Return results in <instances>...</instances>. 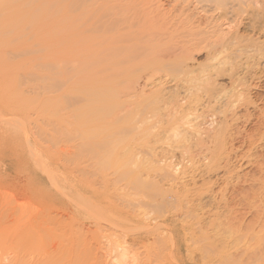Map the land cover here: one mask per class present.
<instances>
[{"label":"bare ground","instance_id":"bare-ground-1","mask_svg":"<svg viewBox=\"0 0 264 264\" xmlns=\"http://www.w3.org/2000/svg\"><path fill=\"white\" fill-rule=\"evenodd\" d=\"M6 37H9L11 40H8ZM1 44H5L8 47L25 46V48H27V52L29 51L30 54L43 53L40 57L41 61L45 63H54V65H58V67H60V79H58L59 77H56L57 80L55 79V83L58 81L57 86L60 84L58 89H62V93H59L60 95L57 97L59 100H62L63 103L61 107V111H63L61 125L62 129H65L66 131H63V133L66 135L64 138L66 139H64L65 144L62 146L64 148H60V151L64 158H69L68 161L70 158H74L76 160L80 159L79 162H82L83 159L85 163L87 161L92 162L91 164H93V166L97 162H99L97 163L98 165L104 160L105 163L112 160L115 161L120 168L125 167L127 162L130 160L131 162H136V170H125L124 172L120 173L119 176H125V179L130 177L129 180L131 183L129 181L127 183L126 180H124L126 182L125 187H130V190H134L135 196H139L140 192L145 193V197L142 194V197L140 196L134 199L132 197L125 198L126 194H124L120 197L122 200V207L117 206V203L114 202L112 198L109 199L107 192L100 191L101 187L99 185H101L103 181L101 183L97 181L100 180L99 178L93 180L94 176H97L93 172V177L88 176L91 174L90 170L92 168L90 167L91 165L89 166L90 163H86L88 168H81V166L85 163H80L81 166L79 168L78 166L80 164H78L79 162L76 161L78 164V170L76 168L74 172H78V174L75 176V178L71 177L68 174L69 172L67 173L65 171H61V174H58V171L53 166H51L50 162L48 163L47 153L45 156L44 151L41 149H33V151L31 150L32 148L30 149L28 147L31 150L30 151L28 149L29 152L32 154H28L27 150H23L22 148L18 149V146L20 145V138L1 131L3 130V127L1 126L2 124H6L8 122V117L7 120L6 117L4 118L6 120L5 123L3 122L5 120L1 121L0 119V149L4 153L0 159V178L2 184L8 189V192L0 193V204L2 206H0V242L1 239L2 241L5 240V242H2L3 244L1 243L3 247L0 245V250H3V253L1 251V255L3 254L2 257H4L5 251L9 252L11 250L14 252V254L17 253L19 255L17 256L15 254L17 257L16 259L14 257V260L11 262L12 264H113L116 260L115 258L117 257V255L113 257V252L115 250L117 253H114H120V255L121 252L124 251L123 253H125L126 259L125 257L122 258L127 260L126 254L130 253L128 252L129 248L135 249V247H138L139 249L148 248V250L151 248L150 251L153 250V252L156 253L155 257H158V255H161V253H168V255H171L174 259L173 263L179 264L180 260L178 258H186L185 251H188L186 244L182 243L184 237L183 230L179 228L178 220L174 219V217H180L179 215L181 214H170L164 217V219L163 215L161 214L159 218H152L150 220L149 213L151 210H153V208H158L156 211L158 210L157 212H161V208L165 207V205L175 204L179 201L180 195L182 194H185V198H188V196L199 187H197L198 183L194 180L195 177H172V179L168 178V183H171L169 184L168 188H164L165 186H159L158 183L150 181L148 178H158L163 176L164 178L162 179H166L169 176V172H167L163 167L159 168L156 167L155 164L151 165V162L149 163L150 165L146 164L147 161L145 164L142 163L143 160H146L148 157H150L149 155L151 153L147 155L146 159L141 158L143 160L139 164L141 160L140 154L141 157H143L144 154H147L142 151L143 148L141 149L138 146V148L141 149L138 151H142L144 154L141 152L139 154L138 151H136V153L134 149H131L130 146L127 148L126 144L121 150H118L117 147L119 143L116 145L113 139L115 133H113V136L112 133H107L110 128H114L115 126H111L109 128L110 125L107 126V124H105L106 127L97 128L93 126V122L95 120H103L104 118L107 119V116L114 113L116 114L120 108H124L125 111L126 106L123 105V102L120 100L124 97H131L133 94L135 96L136 94L138 95L143 93V91L138 90V87L150 73H148L149 70H159L160 68L164 69L168 74H172L171 77H173L175 81L184 82L186 78H189L190 74L192 75L189 67H187L188 63H195L196 56H201V53L205 52L207 61L219 63V66H222L225 63L231 65L230 71H232L234 79H232V89L229 92L231 93V91H233L231 93V97H229V94L226 93L228 94L229 99L225 100L224 105L226 106V109L225 111L223 110L224 112H222L224 121L222 120L220 123L217 122L215 125L214 120L207 121L208 115L205 117L203 114H195L199 110H197V107L200 104L203 106L202 103L206 102V99L209 101L213 97V99H215V97H221V92L218 93L212 87L213 76L210 73L207 74L209 71L206 73L202 72L203 75L205 74V76H195L190 78V81L186 82L188 83V86L183 87L185 88V92L183 91L184 95L182 93L183 96L179 93H176L175 96L173 94V106L172 109L168 111L169 114L167 115H169V118L166 119L170 122L171 119L175 118L172 120V123L169 124L170 126H168V128L171 127V131H176L175 139H179L182 136L185 138V140L188 139L186 142L189 143V146L187 145L189 148L198 147L197 150L195 149L196 153L194 154H198L199 156L208 160V163L205 165L206 173L212 174L213 171H217L214 166L220 160L223 147L226 146L229 141L234 142L237 140L238 136L242 134L239 131H236L239 128L238 123L240 121L244 120L246 123L251 124L252 120L255 118L256 121L252 123L254 126L252 127L253 129L250 128V132H261L264 129V98L262 100L263 107L259 109V105L257 106L256 103L251 100V98L248 99L244 95L246 91L250 90L251 92L252 89L247 87V82L249 79L248 77H251V75L253 76V74L255 77L258 74L260 75V73L256 72L258 69L255 68V65L261 63V61H264V0H0V45ZM34 58L35 59H32L36 61L37 58ZM59 63H63V65ZM42 67L39 66V68ZM219 69L220 68L217 67L215 71H219ZM242 70H246V72L243 73ZM238 74H242L243 77L239 75L235 78V76ZM34 75L31 76L33 77ZM259 75L258 80L260 81L256 83V89L262 87V77ZM36 77L39 76L37 75ZM23 80L25 81V79ZM194 83H196V85ZM189 84H193V86H189ZM53 87L55 88V85ZM238 87H242V91H236ZM39 88H41V86ZM39 90L40 89L36 91L35 89V92H39ZM5 93L0 90V97H5ZM222 93L224 94V92ZM226 94H224V96H226ZM256 94L258 95V93ZM36 97L39 99L38 96ZM220 101H222V99ZM153 103H155V101H151L148 104L142 106L139 105L142 107V111L139 110L138 117L133 119L130 118L133 120L132 127L137 128L136 130L139 128L138 126L136 127V124H144L142 135H148V133H150V130L148 132V129H151V127L147 128L145 122L148 120V116H150L148 113H151V110L153 109V107H151ZM211 103L212 101L210 104ZM221 104L222 103H220V105ZM224 105L222 104L223 107ZM128 106L130 105L128 104ZM139 106L137 107L140 108ZM222 106L220 109H222ZM242 106L247 108L244 109L247 111L243 116L240 115L239 117L237 114L239 110L237 108L241 107L242 109ZM250 106H252L254 110L259 109V115H256V117L255 115H252V113L249 111ZM157 108H154L153 111L158 110ZM135 110H137V108H135ZM215 110H218V108ZM59 111L60 110H58L57 113ZM215 112L216 111H212L211 113L212 119L214 116H216ZM219 112L217 111L218 115H220ZM122 114L123 113L120 115ZM128 114L130 115V112ZM120 115L116 114L117 117ZM153 115L156 116V114ZM167 115H164V117ZM192 116H194L195 120L202 118L204 123H200V125L198 124V127L200 128L189 133L188 129L186 130L187 126L189 128L197 127L192 125ZM1 117L2 114L0 118ZM129 117L124 119H129ZM151 117L152 115L150 118ZM47 119L46 121H48ZM109 119L108 121L110 122L112 118L110 120ZM120 120V118L119 120H114L113 123H117L118 125L121 122ZM81 122H84V126L92 124V128H90L92 129L91 132H81L79 129L78 132L75 128L77 133L75 130L72 131L76 134L72 136V133H70L72 136H70V138L69 133L67 132L70 130L69 128H71L73 124L80 126ZM105 122L107 121L105 120ZM24 124L25 123H23V125ZM205 124H208L209 127L201 128V126ZM6 125H9V122ZM126 125L128 124L126 123ZM155 125L158 127L157 122ZM31 126L33 127V125ZM80 127L82 128L83 125L81 124ZM130 127L131 126H129L127 129L132 128ZM57 128L58 127H55L56 130ZM180 129L182 131H180ZM133 130L131 129V132ZM22 131L25 135V141L31 143V136L29 134L26 136L25 133L27 132H25L23 129ZM123 131L124 133H121L122 136L125 134V130ZM233 131L236 133H233ZM171 133L173 134V132ZM47 134L49 135V133ZM47 134L41 135L44 136ZM121 134L119 135L121 136ZM130 134H127V136ZM184 134H187L188 137L186 138ZM248 134H250L249 131ZM59 135H57V137L54 136L55 139H57ZM61 135H63L62 132ZM137 135L140 136L141 134L139 135V133H137ZM256 135H260L259 137H261V140L264 136H262L261 133H256ZM67 136L69 138H67ZM119 138H116L117 142ZM142 138L144 137H141L140 139L142 140ZM124 139L127 140L128 138ZM124 139H122V141ZM136 139L138 138L136 137ZM59 141H61V139ZM122 141H120V144H122L125 140L123 142ZM169 141H171L170 138ZM248 141H251V139ZM248 141L246 143H248ZM242 142L243 141L239 143ZM52 145L53 144H50V146ZM54 146H58V144H55ZM188 147L187 150H189ZM246 147L248 148V146ZM242 149H245V147ZM54 150L55 149H53V151ZM147 150L144 151L147 152ZM180 152L183 153L184 151ZM187 155L188 153L186 156ZM194 156L195 155H193V161H195ZM135 158L138 160L135 161ZM203 162H205V160ZM110 163H112L113 167L114 163L109 162V164ZM116 164H114L115 167ZM195 165L193 164L194 168ZM256 165L259 166L261 176H258V179L257 177L256 179H253L255 182L259 181L258 185L252 183L253 181L251 182V192L249 191L250 195L247 194L243 197L241 196L242 193L239 192L241 190L236 191L237 188L235 189V187L228 190L226 187L227 190H221V192L210 196V200L205 202L207 206H211L218 211L222 209L227 210V214L221 215L218 213V216H225L228 224L230 221L232 222L230 227L226 224L230 232V228L236 231V227L238 232H242L244 227L250 228L249 225L254 226L253 223H255V221H259V223L263 224L262 227H264V155H258ZM134 166L135 165H133V167ZM120 168H117V171H114L115 175L116 172L118 173ZM97 169L98 168H96V172ZM106 169L108 168L106 167ZM110 169L111 168H109V170ZM100 170L102 169L100 168ZM113 170L115 169L113 168ZM119 176L117 177L119 178ZM143 176H146V180H144L145 177L143 178ZM162 179L160 177V181ZM117 181L115 180V183L117 184L124 182L120 179L118 182ZM127 184H130V186H127ZM150 184H155L157 188L150 189L152 191L147 193L146 187L151 188L149 186ZM70 185L75 186V193L73 195L71 194L72 196L69 193ZM131 185L133 187H131ZM96 186H99V188ZM136 191L138 192L136 193ZM99 196H101V198H99ZM240 196L245 199H243L244 203L243 200H241L242 198L239 199ZM200 197L203 198L201 195ZM114 199H116V196ZM240 205L243 207L241 208ZM156 211L153 210L154 213H156ZM161 213H163V211ZM109 216H112V218H108ZM249 217L252 218L250 221L248 219ZM161 218L162 220H160ZM111 219L117 221V223L119 222L124 224V229L127 227L128 230H130L129 235L126 232V235L124 234L123 236L121 235L122 232L120 234V231H123L124 229H120L119 234L123 236L122 238L124 239L126 238L125 236H127V246L125 245V249H121L123 246L119 245V250H121L119 252L117 250L118 246H116L117 248L115 246L112 248V245L110 244V239L114 237L113 232L110 231V227L108 230L107 227L104 226L105 228H103L101 225L102 222H106L108 225L113 224L111 229L118 231L116 229L118 227L117 224L115 222L113 223V221H110ZM234 222L236 223L233 225ZM247 222L249 225L246 226V224H248ZM114 224H116L115 227ZM137 225H141L139 229L134 228H137ZM206 226L207 224L205 225V228H207ZM212 226L214 225L212 224ZM233 226H235L234 229ZM215 229L217 231V228ZM162 230H166L164 235L162 234ZM244 230L246 232V229ZM248 230L249 229H247V232ZM108 232H112V237L109 234L110 238H108ZM117 234H115V236ZM119 234L117 235L118 237ZM250 235L251 234H249V236ZM117 236L116 238H118ZM193 236L195 237V234ZM260 237L263 238L264 236ZM119 238L121 239V237ZM104 239H107V241ZM253 239L255 240V237ZM253 239H250V241H253ZM102 240L106 241V244L109 241V245L107 244L108 246H104ZM242 241H246V239ZM202 242L204 241L202 240ZM261 242L260 244H262ZM112 243L115 245L114 241H112ZM222 243L224 244V241H222L221 244ZM254 243L255 242L253 241V244ZM216 244L220 245L218 242ZM249 244H251V242H248L247 245ZM93 245H98V248H95ZM116 245L118 244L116 243ZM230 246L232 245L230 244ZM251 246L253 247V245ZM261 246L264 247V245ZM220 247H222V245H220ZM257 248L259 247H256V250ZM126 250L128 253H126ZM215 250H217V248L213 251ZM239 250L243 251V249ZM258 251L260 252V248ZM135 252H137L136 249ZM243 252H245V249ZM259 252L256 251V253ZM202 253H204V251ZM239 253L238 255H240ZM250 253L251 252H249V255H251ZM145 254H147V251ZM120 255L119 261H121ZM232 255L234 256L233 253ZM143 256H141V258ZM228 256L230 255L228 254ZM201 257L204 259L203 257L205 256L201 255ZM128 261H126V263L125 261L123 262L127 264ZM156 261L158 262V260ZM133 262L134 261L131 263ZM136 262L137 261H135V264ZM152 262L153 261H151V263ZM169 264H172V262Z\"/></svg>","mask_w":264,"mask_h":264},{"label":"rangeland","instance_id":"rangeland-1","mask_svg":"<svg viewBox=\"0 0 264 264\" xmlns=\"http://www.w3.org/2000/svg\"><path fill=\"white\" fill-rule=\"evenodd\" d=\"M8 40H11V39H9V37H6ZM5 48V49H4ZM43 53H37V54H35V53H29V51L27 52V48H25V46H11V47H8L7 45H5V44H1L0 45V90L1 91H3V93H5V97H0V116H1V114H2V117L0 118L1 119V121H3V120H5L4 118L6 117V120H7V117H8V122H9V125H6V124H2V126L1 127H3L2 129L3 130H1V131H4L5 133H7V134H11L12 136H15V137H19L20 139H19V141H20V145L18 146V149H20V148H22L23 150H27V153L28 154H32L31 152H29V150L31 149V150H35V149H41L42 151H44V154H45V156H46V153H47V157H48V163L50 162V164H51V166H53L57 171H58V174H61V171H65V172H69L68 174L71 176V177H73V178H75V176H77V174H78V172H74L75 170H76V168H77V170H78V167L80 168V166H81V164L80 163H82V164H84L85 163V161L82 159V162H79V160H76V159H74V158H70V162L68 161V159H66V158H64V156L61 154V149L62 148H64V147H62V146H64V142H65V140L64 139H66V138H64V137H66V135H65V133H63V131L64 132H66L65 131V129H62V118H63V115H62V112L63 111H61L62 110V100H59V98L57 97V96H59L61 93H62V89L60 90V89H58L60 86V84L57 86V84H58V81H57V83H55V81L57 80V78L60 76V67H58V65H54V63H45V62H43V61H41V59H40V57H41V55H42ZM206 53L205 52H202L201 53V56L200 55H198V56H196V61H195V63H188V65H187V67H189V70L191 71V73H192V75L190 74L189 75V78H186L185 80H184V82H178V81H175L174 79H173V77H171L172 76V74L170 75V74H168L164 69H151V70H149L148 71V75L146 76V78H145V80L144 81H142L141 82V85L138 87V90H140V91H143V93H140V94H136L135 96H134V94L133 95H131V97L130 96H128V97H124V98H122L120 101L121 102H123V105H125L126 106V108H127V110H126V108H125V111H124V108L122 109V108H120L119 109V111H117L116 112V114L117 115H120L121 113H123L122 115H120L119 117H117L116 116V114L114 115V114H111V115H109V116H107L106 118L107 119H105L107 122H105V120L103 121V120H95L93 123V126H95V127H97V128H104V127H106L105 126V124H107V126H109V128L112 126V127H114V128H110V130L109 131H107V133L108 132H110V133H112V136H113V133H115V135L113 136V139H114V143L117 145L118 143L120 144V141H122V139H124V138H128L127 140L126 139H124L122 142L124 143H122V144H118V150H121L122 149V147L126 144L127 145V148H129V146L131 147V149L133 150L134 149V151L136 152V151H138V150H141L142 148V151L143 152H145V153H147V154H144L142 151H140L141 153H143L142 155H143V157H141V154H140V152L138 151V153L140 154V159L141 158H144V159H146L147 158V155H149L150 153V157H148L146 160H143V159H141L140 160V162H139V164L141 163V161H142V163L143 164H145V162H146V164L148 165L150 162V164L151 165H154L155 164V166L156 167H159V168H161V167H163V168H165L166 169V171L167 172H169V176L166 178V179H162V178H164L163 176H160L161 177V181H160V177H149L148 179L150 180V181H153V182H156V183H158V185L159 186H165L164 188H168L169 187V184H171V183H168L169 182V179H172V177H176V178H184V177H195L194 178V180L198 183L197 184V187H198V189H196L195 191H193V193L191 194V195H189L188 196V198H185V194H182V195H180V198H179V201L178 202H176L175 204H168V205H165V207H163V208H161L162 209V211H163V213H161L160 211V213L159 212H157L156 211V209H158V208H153V210H155L156 211V213H154L153 212V210H151L150 211V220L152 219V218H154V219H156V218H159V216H161V214L163 215V219H164V217H166V216H168V215H170V214H176V213H178V215L179 214H181V215H179L180 217H174V219L175 220H178V222H179V228H181L182 230H183V234H184V237H183V241H182V243L183 244H186V247L188 248V251L186 252L185 251V257L186 258H178L180 261H179V264H264V247L263 246H261V245H264V237L263 238H261L260 236H264V227H262V225L263 224H261V223H259V221H255V223H253V225L254 226H251V225H249V223L248 224H246V226L247 225H249L250 226V228H248V227H244V229H246V232H247V229H249L248 230V232L246 233L245 232V230L243 229V231L242 232H238L237 231V227L235 228V226H233V229L235 228V230L236 231H234V230H232L231 228H230V230H231V232L229 231V229H228V226L227 225H229V227H230V224L232 223L230 220V223L228 224V222L226 221V218H225V216H218V213H220L221 215H225V214H227L228 212H227V210H224V209H222V210H217V209H215V208H213V207H209V206H207L206 205V203L205 202H207V201H209L210 200V196H212V195H215V194H217L218 192H221V190L222 191H224V190H229V189H232L233 187H235V189H236V191L238 190H241V191H239V192H241L242 193V195L241 196H246L247 194L248 195H250V187H251V182L252 183H254V184H256V185H258V183H259V181L258 182H255L253 179H256V177H257V179H258V176L260 177L261 176V172H260V169H259V166L258 165H256L257 164V160H258V155H264V153H262V152H264V129L261 131V132H256V133H261L262 134V136H263V138H262V140H261V137H259L260 135H256V133L254 132H250V128H252L253 126H254V124H252L253 122H255L256 120H255V118H254V120H252V123L251 124H248V123H246L244 120L243 121H240L239 123H238V126H239V128L236 130L237 132L239 131L240 133H242V134H240V136H238V138L240 139H238L237 138V140H235L234 142H232V141H229V143L226 145V146H224L223 147V151H221V153H222V155H221V157H220V160H219V162H217L216 164H215V169H217V171H213L212 172V174L211 173H206V167H205V165L208 163V160H206L205 158H203V157H201V156H199L198 154H194V153H196V150L198 149V147H192V148H189L188 146H189V143H187L186 142V140L188 141V139H186L185 140V138L182 136L181 138H179V139H175V132L176 131H171V127L170 128H168V126H170L169 124H171L172 123V120H174L175 118H173V119H171V121L169 122L166 118H169L168 116L169 115H167V114H169V112L168 111H170L171 109H172V106H173V104H172V101H173V99H172V97L174 98V96L176 95V93H179L180 95H182V93H183V95H184V92H185V88H183V87H187L188 85V83H186L187 81H190V78H193V77H200V76H205V74L203 75V73H206L207 71H209V72H207V74L208 73H210L213 77H212V79H213V82H212V87L218 92V93H222V92H224V94H226V93H228L229 94V97H231V93H232V91H231V93L229 92L231 89H232V79H234L233 77V74H232V71H230L231 70V65L230 64H228V63H225L224 65H218L219 63H213V62H211V61H207V59H206V55H205ZM204 55V56H203ZM34 57H36L37 58V62L35 61V60H33V59H35ZM33 58V59H32ZM39 58V59H38ZM41 62V63H40ZM38 63H40V64H38ZM42 64V65H41ZM56 64H58V63H56ZM59 64H62L63 65V63H59ZM251 64H253V63H251ZM38 65V66H37ZM46 65H47V67H46ZM17 66V67H16ZM23 66H25V67H23ZM37 66V67H36ZM39 66L40 67H42V68H39ZM53 66V67H52ZM36 67V68H35ZM58 67V68H57ZM216 67V68H215ZM217 67H219L220 69H219V71H215V69H217ZM5 70H4V69ZM222 68V69H221ZM255 68H257L258 70L256 71V72H258V73H260V77H262V79H261V82H262V87H260V88H255V85H256V83L257 82H259L260 80H258L259 79V77H258V75H256V77L254 76V74H253V76L251 75V77L249 76L248 78V82H247V87L250 89V88H252L251 89V92H250V90L249 91H246L245 93H244V95L249 99V98H251V100L252 101H254L255 103H256V105L258 106V108L259 109H261L264 105H263V103H262V100H263V98H264V61H261V63H258L257 65H255ZM54 69V70H53ZM2 70V71H1ZM4 70V71H3ZM15 70V71H14ZM213 70V71H212ZM152 71V72H151ZM164 71V72H163ZM261 71V72H260ZM55 72H58V73H55ZM166 72V73H165ZM203 72V73H202ZM241 72V71H240ZM242 72L243 73H245L246 72V70H242ZM53 73V74H52ZM202 73V74H201ZM219 73V74H218ZM30 74V75H29ZM35 74V75H34ZM52 74V75H51ZM151 74V75H150ZM206 74V75H207ZM22 75V76H21ZM31 75H34L33 77L31 76ZM39 76V77H36V76ZM44 75V76H43ZM56 75V76H55ZM199 75V76H198ZM242 76L243 77V75L242 74H238L237 76H235V78L236 77H238V76ZM20 76V77H19ZM42 76V77H41ZM54 76H55V78H54ZM192 76V77H191ZM15 77V78H14ZM25 79V81L22 79ZM29 79H28V78ZM57 77V78H56ZM252 77H253V80H252ZM21 78V79H20ZM39 78V79H38ZM45 78V79H44ZM215 78V79H214ZM250 78H251V80H250ZM257 78V79H256ZM17 79V80H16ZM28 81H27V80ZM34 79H35V81H34ZM38 79V80H37ZM52 79V80H51ZM56 79V80H55ZM58 79H60V77L58 78ZM255 79V80H254ZM23 80V81H22ZM41 80V81H40ZM54 80V81H53ZM173 80V81H172ZM27 81V82H26ZM33 81H34V83H33ZM38 83H37V82ZM44 81V82H43ZM24 82V83H23ZM26 82V83H25ZM144 82V83H143ZM30 83V84H29ZM33 83V84H32ZM46 83V84H45ZM52 83V84H51ZM142 83H143V85H142ZM251 83H253V84H251ZM23 84V85H22ZM36 86H35V85ZM40 84V85H39ZM44 84V85H43ZM195 85H196V83H194ZM8 85V86H7ZM39 85V86H38ZM55 85V88L53 87ZM249 85V86H248ZM18 86V87H17ZM37 87V88H35V87ZM41 86V88H39ZM189 86H193V84H189ZM251 86V87H250ZM46 87V88H45ZM33 88V89H32ZM36 89V91L38 90V89H40L39 90V92H35V89ZM182 88V89H181ZM262 88V89H261ZM30 89V90H29ZM46 89V90H45ZM54 89H55V91H54ZM57 89V90H56ZM142 89V90H141ZM144 89V90H143ZM180 91H179V90ZM239 89V90H238ZM24 90V91H23ZM27 90V91H26ZM60 90V91H59ZM176 90V91H175ZM195 90V89H194ZM5 91V92H4ZM29 91V92H28ZM33 91V92H32ZM41 91V92H40ZM83 91V90H82ZM184 91V92H183ZM236 91H242V87H238L237 88V90ZM235 91V92H236ZM55 92V93H54ZM13 93V94H12ZM24 93V94H23ZM28 93V94H27ZM37 93H39V94H37ZM54 93V94H53ZM60 93V94H59ZM220 93V95H221V97H215V99H211V100H209L210 102L212 101V103L210 104V102L206 99V102L208 101V103L210 104H206V102H203L202 103V105L203 106H201V104L197 107V112L195 113V114H197V115H201V114H203L205 117L207 116V121H211V120H214L215 121V125L217 124V122H222V120L224 121V117H222L223 116V114H222V112H224L225 111V109H226V106L224 105L225 104V100L226 99H229V97H228V94H226V96H224V94L222 93L221 94ZM256 93H258V95L256 94ZM173 94H174V96H173ZM15 97H14V96ZM18 95V96H17ZM182 95V96H183ZM259 95H262V96H259ZM13 96V97H12ZM36 96H38L39 97V99L36 97ZM54 96V97H53ZM56 96V97H55ZM139 96V97H138ZM28 97V98H27ZM171 99H170V98ZM224 97V98H223ZM227 97V98H226ZM26 98V99H25ZM132 98V99H131ZM134 98V99H133ZM156 98V99H155ZM159 98V99H158ZM10 99V100H9ZM22 99H23V101H22ZM29 99V100H28ZM217 99V100H216ZM222 99V101H220V100ZM224 99V100H223ZM38 100V101H37ZM55 100V101H54ZM148 100V101H147ZM162 102H161V101ZM37 101V102H36ZM151 101H155V103H153V105L151 106V107H153V109L151 110V113H153V114H156V116H154L153 114H151L150 112L148 113V114H150V116L152 115V117H153V119H152V117L150 118V116H148V122H149V124H148V122L146 121L145 122V125L147 126V128H149V127H151V129H148V132H149V130H150V133H148V135L147 134H143L142 135V130L144 129V124H136V127L138 126L139 128H141V129H139L138 128V130H136L137 128H135V127H132V121L133 120H131V119H133V118H135V117H138V115H139V110H141L142 111V107H140V106H142V105H145V104H148L149 102H151ZM158 103H157V102ZM125 102V103H124ZM169 102V103H168ZM218 102H220V103H222L223 105H224V107L222 106V104L220 105V103H218ZM54 103V104H53ZM57 103V104H56ZM131 103V104H130ZM144 103V104H143ZM162 103V104H161ZM128 104L130 105V106H128ZM158 104V105H157ZM54 105V106H53ZM56 105V106H55ZM140 105V106H139ZM155 105V106H154ZM165 105H167V106H165ZM212 105V106H211ZM218 105H219V107H218ZM263 105V106H262ZM43 106V107H42ZM124 106V107H125ZM137 106H139L140 108H138ZM169 106V107H168ZM222 106V109H220V107ZM47 107H49V108H47ZM55 107V108H54ZM123 107V106H122ZM158 107V108H157ZM165 107H167V108H165ZM218 108V110H215V109H217ZM47 108V109H46ZM135 108H137V110H135ZM154 108H157L158 110H155V111H153L154 110ZM163 109V110H161V109ZM206 108H208V109H206ZM214 108V109H213ZM43 109H45V110H43ZM49 109V110H48ZM213 109V110H212ZM238 110V112H237V114L239 115V117H240V115L241 116H243L245 113H246V111L244 110V109H247V108H245L244 106H242V109H241V107H239V108H237ZM259 109H257V110H254V108L252 107V106H250L249 107V111H250V113H252V115H255V117H256V115H259ZM43 110V111H42ZM48 110V111H47ZM58 110H60L58 113H57V111ZM132 112H131V111ZM205 110V111H204ZM224 110V111H223ZM243 110V111H242ZM47 111V112H46ZM126 111H127V114L130 112V115L128 114H126ZM150 111V110H149ZM159 113H158V112ZM202 111H204V112H202ZM212 111H216L215 112V114H216V116H214V118L212 119L211 118V113H212ZM217 111L219 112V114L220 115H218V113H217ZM254 111V112H253ZM256 111V112H255ZM257 111H258V113H257ZM45 112V113H44ZM51 112H54V113H51ZM156 112V113H155ZM165 112H166V114H165ZM168 112V113H167ZM202 112V113H201ZM210 112V113H209ZM163 115H162V114ZM171 113V112H170ZM208 113V114H207ZM33 114V115H32ZM161 114V115H160ZM222 114V115H221ZM53 115H55V116H53ZM134 115V116H133ZM164 115H167V116H165L164 117ZM210 115V116H209ZM4 116V117H3ZM33 116V117H32ZM60 116H62V117H60ZM110 116H112V117H110ZM115 116H116V118H115ZM129 117V116H131V117H129V119H124V118H127V117ZM160 116H163V117H160ZM16 117V118H15ZM18 117V118H17ZM111 119H113V118H115V119H111V121L109 122L108 121V119L109 118ZM123 117V118H122ZM159 117V118H158ZM222 119H221V118ZM48 118V119H47ZM119 118L121 119L120 121V123L117 125V123H113L114 122V120H119ZM131 118V119H130ZM164 118V119H163ZM193 118V119H192ZM17 121H16V120ZM21 119V120H20ZM45 119V120H44ZM46 119L48 120V121H46ZM109 119V120H110ZM123 119V120H122ZM149 119H151V120H149ZM156 119H157V121H156ZM163 119V120H162ZM191 119H192V125H195V127L196 128H189L188 126L186 127V130L188 129V132L190 133V132H192L193 130H196V129H198V128H200V127H198L199 125H200V123H204V121L202 120V118L200 119H197V120H195L194 119V116H192L191 117ZM6 120L5 121H3L4 123L6 122ZM126 120H128V121H126V123L128 124V125H126V123H125V121ZM153 120V121H152ZM163 122H162V121ZM22 121H23V123H25L24 125H23V123H22ZM123 121H124V123H123ZM152 121V122H151ZM168 122V124H167V122ZM48 122V123H47ZM50 122V123H49ZM156 122H157V126L158 127H156ZM166 122V123H165ZM52 123V124H51ZM56 123V124H55ZM90 123H92V122H90ZM97 123V124H96ZM109 123V124H108ZM151 123V124H150ZM245 123V124H244ZM12 124V125H11ZM49 124V125H48ZM81 124L83 125V127L81 128L80 126H81ZM117 126H116V125ZM120 124H122V125H120ZM148 124V125H147ZM164 124V125H163ZM199 124V125H198ZM241 124V125H240ZM31 125H33V127L31 126ZM48 125V126H47ZM54 125H56V126H54ZM103 125V126H102ZM126 125V126H125ZM142 125V126H141ZM151 125V126H150ZM153 125V126H152ZM23 126H24V128H23ZM51 126V127H50ZM80 126L79 125H75V124H73L72 126H71V128H69L70 130L69 131H67L68 133H69V137L71 136L70 135V133H72V136L74 135V134H76L77 133V131H78V129H79V131H87V132H91V130L92 129H90V128H92V124L90 125H87V126H84V122H81L80 123ZM100 126V127H99ZM129 126H131L130 128L133 130L134 128V130L131 132V129H127V128H129ZM141 126V127H140ZM36 127V128H35ZM48 127V128H47ZM55 127H58L57 128V130L55 129ZM61 127V128H60ZM117 127V128H116ZM156 127V128H155ZM167 128V129H169V130H167V129H165V128ZM207 127H209L208 126V124H205V125H203V126H201V128H207ZM244 127H246V128H244ZM35 128V129H34ZM77 129V131H76V129ZM116 128V129H115ZM123 128H125V129H123ZM162 128V129H161ZM20 129V130H19ZM22 129L25 131V132H27V133H25L26 134V136H27V134H29L30 136H31V139H32V142L31 143H29V142H26L25 141V135L23 134V131H22ZM40 129V130H39ZM54 131H53V130ZM60 129V130H59ZM82 129V130H81ZM86 129H90V130H86ZM182 129V128H181ZM180 129V131H182ZM253 129V128H252ZM255 129H257V128H255ZM34 130V131H33ZM39 130V131H38ZM50 130V131H49ZM76 131V133H74V132H72V131ZM113 130V131H112ZM117 130V131H116ZM122 130V131H121ZM123 130H125V134H124V136H122V134L124 133V131ZM153 130V131H152ZM163 130V131H162ZM247 130V131H246ZM21 131V132H20ZM60 131V132H59ZM78 131V132H79ZM152 131V132H151ZM170 131V132H169ZM248 131H249V133L250 134H248ZM34 132H36V133H38V134H36V133H34ZM42 132V133H41ZM46 132V133H45ZM59 132V133H58ZM61 132H62V134L63 135H61ZM117 132V133H116ZM120 132V133H119ZM127 132V133H126ZM141 132V133H140ZM167 132H169V133H167ZM171 132H173V134L171 133ZM235 131H233V133H234ZM247 132V133H246ZM39 133H40V136H39ZM47 133H49V135H51V136H49ZM53 134V137H52V134ZM110 133H108V134H110ZM122 133V134H121ZM131 133V134H130ZM137 133H139V135L140 136H138L137 135ZM158 133V134H157ZM163 133V134H162ZM165 133V134H164ZM171 133V134H170ZM185 133V132H184ZM229 133H231V132H229ZM236 133V132H235ZM245 133V134H244ZM41 134H47V135H44V136H42ZM60 134V135H59ZM67 134V133H66ZM107 134V135H108ZM118 134V135H117ZM119 134H121V136L119 135ZM127 134H130V135H128L127 136ZM160 134V135H159ZM170 134V135H169ZM244 134V135H243ZM57 135H59V137L57 138V139H55V137L54 136H56L57 137ZM68 135V134H67ZM133 135V136H132ZM134 135H136V136H134ZM145 135H146V137H145ZM159 135V136H158ZM162 135H165V136H162ZM169 135V136H168ZM172 135H174V136H172ZM185 136H186V138L188 137V135L187 134H184ZM249 135V136H248ZM71 136V137H72ZM110 136V135H109ZM117 136V137H116ZM158 136V137H157ZM243 136V137H242ZM252 136V137H251ZM253 136H254V138H253ZM33 137V138H32ZM37 137V138H36ZM42 137V138H41ZM68 136H67V138H69ZM70 137V138H71ZM119 137H121V138H119ZM132 137V138H131ZM136 137L138 138V139H140L141 137H144V138H142V140L140 139L139 141H137L138 139H136ZM228 137H229V134H228ZM40 138V139H39ZM43 138H47L46 139V141H45V139H43ZM52 138V139H51ZM61 139V141H59L60 139ZM119 138V140H118V142H117V139ZM169 138H170V140L171 141H169ZM247 138H249V139H251V141H248L249 139H247ZM54 139V140H53ZM116 139V140H115ZM133 139H134V141H133ZM175 139V140H174ZM242 139V140H241ZM253 139H255V140H253ZM40 140V141H39ZM92 140V139H91ZM137 142H136V141ZM248 141V143H246L247 141ZM256 140H258V141H256ZM43 141V142H42ZM55 143H54V142ZM59 141V142H58ZM93 141V140H92ZM91 141V142H92ZM150 141V142H149ZM168 141V142H167ZM176 141V142H175ZM241 141H243L242 143H239V142H241ZM254 141V142H253ZM263 143H261V142ZM61 142V143H60ZM90 142V141H89ZM126 142V143H125ZM139 142V143H138ZM146 142V143H145ZM171 142H173V143H175V144H173V143H171ZM256 142H258V143H256ZM260 142V143H259ZM48 145H47V144ZM180 143V144H179ZM244 143V144H243ZM251 143V144H250ZM27 144H28V146H27ZM30 144V145H29ZM50 144H53L52 146H50ZM57 145L58 144V146H54V145ZM144 144H147V145H144ZM255 144H257V145H255ZM188 145V146H187ZM191 145V144H190ZM255 145V146H254ZM32 146V147H31ZM51 147V149H50V147ZM55 148H54V147ZM138 146L141 148H138ZM146 146V147H145ZM149 146H150V148H149ZM184 146H185V148H184ZM189 148V150H187V147ZM239 146H241V147H239ZM246 146H248V148H250V149H248ZM254 146V147H253ZM263 146V147H262ZM30 149H29V148ZM235 147V148H234ZM245 147V149H242V148H244ZM260 147V148H259ZM61 148V149H60ZM145 148V149H144ZM149 148V149H148ZM154 148V149H153ZM178 148H180V149H178ZM182 148V149H181ZM252 148V149H251ZM258 148V149H257ZM263 148V149H262ZM29 149V150H28ZM53 149H55L54 151H55V153H54V151H53ZM137 149V150H136ZM149 151H148V150ZM184 149V150H183ZM196 149V150H195ZM234 149V150H233ZM254 149V150H253ZM30 150V151H31ZM33 150V151H34ZM144 150H147V152L146 151H144ZM152 150V151H151ZM241 150V151H240ZM244 150H246V151H244ZM252 150V151H251ZM155 151V152H154ZM180 151H184L183 153L182 152H180ZM193 151V152H192ZM233 151V152H232ZM234 151H236V152H234ZM260 153H259V152ZM137 153V152H136ZM152 153H154V154H152ZM185 153V154H184ZM188 153V155L186 156V154ZM247 153H250V154H247ZM258 153V154H257ZM3 152H2V150L0 149V159L2 158V156H3ZM59 154H61V155H59ZM139 154H137V155H139ZM233 154V155H232ZM239 154H240V156H239ZM242 154V155H241ZM253 154V155H252ZM257 154V155H256ZM154 155H155V157H154ZM156 155H157V157H156ZM193 155H195L194 156V160L195 161H193L192 159H193ZM226 155V156H225ZM251 155V156H250ZM151 156H152V158H151ZM254 156V157H253ZM231 157H233V158H231ZM243 159H242V158ZM60 158H61V160H60ZM137 158V157H136ZM135 158V161H137L138 159H139V157H138V159H136ZM169 158V159H168ZM253 158V159H252ZM63 159H64V161H63ZM66 159V160H65ZM72 159V160H71ZM201 159V160H200ZM150 160V161H149ZM154 160V161H153ZM205 160V162H203ZM239 160V161H238ZM252 160H253V162H252ZM254 160H255V162H254ZM68 161V162H67ZM75 161V162H74ZM79 162L78 164H80L79 166H78V164H77V162ZM105 161V160H104ZM102 162L103 163V165H102V163H101V161H100V163L101 164H98L97 165V163H99V162H97L96 164H94V166H93V164H91L92 162H89V161H87L86 163L87 164H89V166L90 167H92L91 168V174H87L88 176H94V174H92V172L93 173H95L97 176L95 177L94 176V179L93 180H96V178H99L100 180H97V181H99L100 183L102 182V184L101 185H99L100 187H101V189H100V191L101 192H107L108 193V197H109V199L110 198H112V200L114 201V202H116L117 203V206H119V207H122L121 206V204H122V200L120 199V197L122 196V195H124V194H126V196H125V198H136V197H142V194L144 195L145 193H142V192H140V194H139V196L137 195V196H135L134 194H135V191L134 190H130V187H125V183L127 182L128 183V181L130 182V177H127V179H125V176L124 177H120L119 175H120V173H122V172H124L125 170L126 171H134V170H136L137 169V165H136V162H131V160L130 161H128L127 162V164L125 165V167H122V168H120L117 164H116V162L115 161H107L106 163L105 162ZM156 161H157V163H156ZM73 162V163H72ZM84 162V163H83ZM109 162H115L114 164H116V167L114 166V164H113V167H112V163H110L109 164ZM130 162V163H129ZM153 162V163H152ZM43 163V162H42ZM84 164V165H82L81 166V168H84V167H86V168H88V166H87V164ZM125 163V162H124ZM181 163V164H180ZM201 163V164H200ZM73 164V165H72ZM75 164V165H74ZM104 164H105V166H104ZM129 164H130V167H129ZM131 164H133V165H135L134 167H133V165H131ZM143 164H141V165H143ZM149 164V165H150ZM193 164L195 165V168H194V166H193ZM204 164V165H203ZM250 164V165H249ZM107 165V166H106ZM109 165V166H108ZM73 166V167H72ZM78 166V167H77ZM101 166V167H100ZM105 168H104V167ZM111 166V167H110ZM145 166V165H144ZM167 166V167H166ZM89 167V168H90ZM98 168L97 169V172H96V168ZM106 167L108 168V169H106ZM255 167V168H254ZM93 168H95V169H93ZM100 168L102 169V170H100ZM109 168H111L110 170H109ZM113 168L115 169V170H113ZM117 168H120L119 170H118V173L116 172V175H115V173H114V171H117L116 169ZM124 168V169H123ZM136 168V169H135ZM109 170V171H108ZM112 170V171H111ZM183 170V171H182ZM255 170V171H254ZM99 171V172H98ZM254 171V172H253ZM98 173V174H97ZM114 173V174H113ZM189 173H190V175H189ZM251 173V174H250ZM42 174V173H41ZM206 174V175H205ZM216 174V175H215ZM250 176H249V175ZM101 175V176H100ZM203 175V176H202ZM209 175V176H208ZM247 175V176H246ZM117 176H119V178L117 177ZM210 176H211V178H210ZM1 177V176H0ZM101 177V178H100ZM145 177V179L144 180H146V176H143V178ZM169 178V179H168ZM245 178V179H244ZM117 179H118V181H119V179L120 180H122V181H124V180H126V182L124 181V182H121V183H119V184H117V183H115V180L117 181ZM217 179V180H216ZM237 180V181H236ZM117 181V182H118ZM249 181V182H248ZM111 182V183H110ZM205 182H206V184H205ZM239 182H241V183H239ZM104 183V184H103ZM114 183H115V185H114ZM131 183V182H130ZM203 184H205V185H203ZM111 185V186H110ZM124 185V186H123ZM154 185V186H153ZM260 185H261V183H260ZM99 186H96V187H98L99 188ZM127 186H130V184L128 185L127 184ZM151 188H149V187H146V191H147V193L148 192H150V191H152V190H150V189H155V188H157L156 186H155V184H150L149 185ZM73 189H72V188ZM131 187H133L132 185H131ZM226 187H227V189H226ZM97 188V189H98ZM122 188V189H121ZM246 188H248V189H246ZM103 189V190H102ZM99 190V189H98ZM118 190H119V192H118ZM211 190V191H210ZM247 190H248V193H247ZM199 191H201V192H199ZM250 191V192H249ZM2 192H8V189L2 184V181H1V178H0V193H2ZM138 191H136V193H137ZM211 192H212V194H211ZM70 195L72 194H74L75 193V186H73V185H70ZM115 193V194H114ZM214 193V194H213ZM244 193V194H243ZM211 194V195H210ZM71 195V196H72ZM116 196V199H114L115 198V196ZM132 195V196H131ZM200 195L203 197V198H201L200 197ZM114 198H113V197ZM206 196V197H205ZM239 197V199L240 198H242V197ZM144 197H145V195H144ZM190 197V198H189ZM74 198V197H73ZM99 198H101V196H99ZM118 199H119V201H118ZM244 198H242L241 200H243ZM206 200V201H205ZM245 200V199H244ZM244 200H243V203H244ZM120 202V203H119ZM202 202V203H201ZM210 204V203H209ZM197 205V206H196ZM0 206H1V204H0ZM2 207V206H1ZM240 207L242 208L243 206H241L240 205ZM240 208V209H241ZM178 209V210H177ZM180 210V211H179ZM212 211V212H211ZM226 211V212H225ZM160 215H159V214ZM207 214V215H206ZM209 214V215H208ZM217 214V215H216ZM108 218H112V216H109ZM249 219V221L252 219L251 217H249L248 218ZM149 220V219H148ZM150 220H149V222H150ZM160 220H162V218L160 219ZM225 220V221H224ZM110 221H113V223L115 222L116 224H117V230L118 231H115V229H111V227L113 226V224H110V225H108V223H106V222H102V227L103 228H105V227H107L108 228V230H109V227H110V231H112L113 232V236L114 237H112L111 235H112V232L110 233V232H108V238H110V236L112 237V239H110V244L112 245V248H113V246H118V248H117V250H118V252L119 251H121V250H119V245H121V246H123V247H121V249H125L124 248V246L127 244L126 243V240H127V236H125L126 238H122L123 236H124V234L126 235V232H127V234L129 235L130 234V230H128V228L126 227L125 229H124V224H121V223H117V221H115V220H110ZM202 222V223H201ZM227 222V223H226ZM112 223V222H111ZM236 222H234L233 223V225L235 224ZM258 223V224H257ZM105 224H107V225H105ZM116 224H114V227H115V225ZM207 224V228H205V225ZM208 224H209V226H208ZM212 224L214 225V226H212ZM216 224H217V226H216ZM221 224V225H220ZM227 224V225H226ZM223 225H224V227H223ZM105 226V227H104ZM120 226V227H119ZM141 225H137V228L136 227H134L135 229H139V227H140ZM219 227V228H218ZM124 229L123 231L121 230L120 231V229ZM133 228V227H132ZM215 228H217V231H216V229ZM224 228H225V230H224ZM254 228V229H253ZM258 228V229H257ZM260 228V229H259ZM262 228V229H261ZM189 229H190V231H189ZM219 229V230H218ZM223 229V230H222ZM262 230V231H261ZM119 231H120V234H121V232H122V234L121 235H123V236H121L120 234H119ZM163 232H162V234L164 235L165 234V232H166V230H162ZM220 231V232H219ZM225 231V232H224ZM229 231V232H228ZM255 231V232H254ZM257 231V232H256ZM115 232V233H114ZM189 232H190V235H189ZM216 232V233H215ZM258 232H260V233H258ZM119 234V237H121V239L117 236L118 234ZM197 233H198V235H197ZM226 235H225V234ZM257 233H258V235H257ZM107 234V233H106ZM109 234H110V236H109ZM115 234H117L116 236L118 237V238H116V236H115ZM195 234V237L193 236ZM235 234V235H234ZM249 234H251L250 236H249ZM256 234V235H255ZM203 235V236H202ZM215 235V236H214ZM227 235H229V236H227ZM247 235V236H246ZM253 235V236H252ZM221 236V237H220ZM225 236V237H224ZM246 236V237H245ZM252 236V237H251ZM231 237V238H230ZM239 237H241V238H239ZM255 237V240L253 239ZM1 238V237H0ZM194 238V239H193ZM221 238V239H220ZM227 238V239H226ZM230 238V239H229ZM256 238H257V240H256ZM116 239V240H115ZM211 239V240H210ZM246 239V241H242V240H245ZM250 239H253V241L255 242L254 244H253V241H250ZM4 240V239H3ZM104 240H106L107 241V239H104ZM104 240H102V242H103V244H104V246L105 245H107L108 244V242H107V244H106V241H104ZM201 240V241H200ZM202 240L204 241V242H202ZM219 240V241H218ZM241 240V241H240ZM112 241H114L115 242V245H114V243H112ZM193 241V242H192ZM212 241H213V243H212ZM222 241H224V244L222 243L221 244V242ZM240 241V242H239ZM262 241V242H261ZM2 242H5V240L4 241H2V239H1V242H0V245H1V243ZM219 243L220 245H222V247H220V245H218V244H216V243ZM227 242V243H226ZM232 242H233V244H232ZM235 242V243H234ZM239 242V243H238ZM241 242H242V244H241ZM244 242V243H243ZM248 242L250 243L251 242V244H249V245H247L248 244ZM256 242H257V244H256ZM259 242V243H258ZM260 242L262 243V244H260ZM116 243L118 244V245H116ZM121 243H123V244H121ZM201 243V244H200ZM3 244V243H2ZM96 244V243H95ZM205 244V245H204ZM230 244L232 245V246H230ZM238 244V245H237ZM246 244V245H245ZM109 245V244H108ZM107 245V246H108ZM198 245V246H197ZM236 245V246H235ZM240 245V246H239ZM243 245V246H242ZM251 245H253V247L251 246ZM255 245V246H254ZM256 245H258V246H256ZM2 246V245H1ZM1 246H0V248H1ZM94 246V245H93ZM98 245H95L94 247L96 248ZM127 246V245H126ZM214 246H215V248H214ZM223 246H224V249H223ZM261 246V247H260ZM3 247V246H2ZM219 247H220V249H219ZM225 247H226V250H225ZM234 247V248H233ZM236 247V248H235ZM244 247V248H243ZM246 247V248H245ZM252 247V248H251ZM256 247H259L260 248V252L258 251V249L259 248H257V250H256ZM98 248V247H97ZM116 248H114V249H116ZM216 249L217 248V250H215V251H213L214 249ZM254 248H255V250H254ZM135 249L137 250V252H135ZM135 249H133V248H129V251L128 252H130L129 254H126V256H127V260H125L126 259V257H125V253H123V252H121V255H120V253L119 254H116L117 252H116V250L114 251V252H116V253H114L113 252V257H115L116 255H117V257L119 258H115L116 260H120V257H119V255L121 256V261H119V263H118V261H116L115 260V262H116V264H125L126 263V261H128L130 258V260H132V258H133V260L132 261H134L133 263H131L132 261H128V263L127 264H135V261H137L136 262V264H141V262H142V264H152L153 262H155L156 260H158V262L156 263H153V264H169L170 262H172V264H176V263H173V258H172V256L171 255H168V253H161V255H158V257L156 256L155 257V254L156 253H154L153 252V250L152 251H150L151 250V248H149L150 250H148V248H138V247H135ZM142 249V250H141ZM202 249H206V250H202ZM239 249H243V251H244V249H245V252H243L242 250H239ZM95 250V249H94ZM128 250V249H127ZM127 250H126V253H128L127 252ZM141 252H140V251ZM208 250H210V251H208ZM1 251H2V253H3V250H0V255H1ZM11 251V250H10ZM4 252V257H2V255L0 256V263L1 264H10L13 260H14V257H15V259H16V257L17 256H19L17 253H15L14 254V252L13 251H11V252ZM138 251H139V253H138ZM146 253V251H147V254H145L144 252ZM204 251V253H202V252ZM208 251V252H207ZM235 251V252H234ZM239 251H240V253H239ZM254 251H255V253H254ZM256 251L257 252H259V253H256ZM143 252V253H142ZM205 252H206V254H205ZM249 252H251L250 254L251 255H249ZM217 253H219V254H217ZM232 253L234 254V256L232 255ZM238 253L240 254V255H238ZM242 253V254H241ZM253 253V254H252ZM6 254H8V255H6ZM12 254H13V256H12ZM101 254V253H100ZM124 254V255H123ZM217 254V255H216ZM228 254L230 255V256H228ZM237 254V255H236ZM254 254H258V255H254ZM102 255V254H101ZM144 255V256H143ZM146 255V256H145ZM163 255V256H162ZM201 255H203V256H205V257H203L204 259H202V257H201ZM215 255V256H214ZM220 255V256H219ZM236 255V256H235ZM134 256H136V257H134ZM141 256H143L142 258H141ZM162 257V258H160V257ZM13 257V258H12ZM122 257H125V259L124 258H122ZM128 257H129V259H128ZM230 257V258H229ZM237 257V258H236ZM11 258H12V260H11ZM136 258V259H135ZM155 258V259H154ZM159 258V259H158ZM224 258V259H223ZM229 258V259H228ZM235 258H236V260H235ZM10 259V260H9ZM135 259V260H134ZM143 259H145V260H143ZM148 259V260H147ZM164 261H163V260ZM233 259V260H232ZM139 260V261H138ZM147 260V261H146ZM155 260V261H154ZM227 260H228V262H227ZM230 260V261H229ZM235 260V261H234ZM238 260H239V262H238ZM8 263H7V262ZM113 261H114V259H113ZM113 261H112V263H113ZM123 261H125V263L123 262ZM151 261H153L152 263H151ZM234 261V262H233ZM115 262L113 263V264H115ZM164 262V263H163ZM12 264V263H11Z\"/></svg>","mask_w":264,"mask_h":264}]
</instances>
